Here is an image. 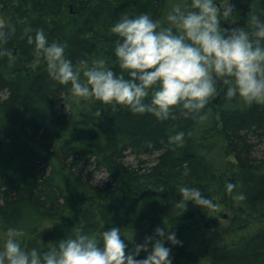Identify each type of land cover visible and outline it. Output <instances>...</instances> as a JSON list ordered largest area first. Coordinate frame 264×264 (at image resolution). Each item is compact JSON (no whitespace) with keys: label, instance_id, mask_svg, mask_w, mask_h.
I'll return each instance as SVG.
<instances>
[{"label":"trees","instance_id":"trees-1","mask_svg":"<svg viewBox=\"0 0 264 264\" xmlns=\"http://www.w3.org/2000/svg\"><path fill=\"white\" fill-rule=\"evenodd\" d=\"M172 2L0 0L4 47L16 56L11 65L0 59V230L21 228L31 247L103 222L134 235L125 240L133 249L166 225L181 242H165L172 264H264V106L226 100L222 85L205 119L178 109L156 121L91 99L77 102L27 43L39 29L50 43H64L73 62L103 60L119 73L111 24L125 13L162 18ZM233 5L222 26L251 15L264 20V0ZM177 131L185 133L183 145L168 146ZM100 174L108 178L98 185ZM180 185L200 188L215 207H175ZM219 218L227 225L210 223Z\"/></svg>","mask_w":264,"mask_h":264},{"label":"clouds","instance_id":"clouds-1","mask_svg":"<svg viewBox=\"0 0 264 264\" xmlns=\"http://www.w3.org/2000/svg\"><path fill=\"white\" fill-rule=\"evenodd\" d=\"M231 16V6L222 7L218 0H173L158 19L148 13L121 15L109 27L116 37L112 53L119 73L103 60L73 62L64 43H50L39 29L27 43L43 58L49 78L67 87L77 102L91 99L156 121L168 120L178 109L205 119L206 105L221 85L226 100L264 106V20L251 15L243 24L222 26ZM6 39L0 32V59L11 65L16 56L4 47ZM184 137L177 131L166 143L182 146ZM232 187L226 185L227 191ZM178 195L177 208L186 209L189 202L202 210L215 207L195 186L180 185ZM170 229L157 227L129 249L125 240L132 243L134 235L116 226L105 229L100 222L95 231L74 226L58 240L29 247L24 231L9 225L0 230V264H172L165 242H181Z\"/></svg>","mask_w":264,"mask_h":264},{"label":"rangeland","instance_id":"rangeland-1","mask_svg":"<svg viewBox=\"0 0 264 264\" xmlns=\"http://www.w3.org/2000/svg\"><path fill=\"white\" fill-rule=\"evenodd\" d=\"M234 2H235V0H225L226 7L227 6H231V8H234V5H233ZM212 100H215V99H212ZM62 107H63V103L60 102L58 104V108L61 109ZM67 110H68V108L65 107L64 112L66 113ZM128 159H129L130 162H133V158L129 157ZM107 178H108V176L106 174H100V175L97 176V178L95 179L94 183L100 185V184L104 183L107 180ZM220 213H224V212L219 210V212H216V215L220 216L219 215ZM218 223H219L220 227H222V226L227 225L228 222L224 221V219H222V218H219Z\"/></svg>","mask_w":264,"mask_h":264},{"label":"water","instance_id":"water-1","mask_svg":"<svg viewBox=\"0 0 264 264\" xmlns=\"http://www.w3.org/2000/svg\"><path fill=\"white\" fill-rule=\"evenodd\" d=\"M218 99H219V97H217V98L213 101V104H214V105H216V104L218 103ZM214 221L217 222L218 219H214V220H212V221H211V224H213ZM205 228L208 229V228H210V226H209L208 224H206V225H205Z\"/></svg>","mask_w":264,"mask_h":264},{"label":"bare ground","instance_id":"bare-ground-1","mask_svg":"<svg viewBox=\"0 0 264 264\" xmlns=\"http://www.w3.org/2000/svg\"><path fill=\"white\" fill-rule=\"evenodd\" d=\"M214 223H215V222H214ZM211 226H212V225H211ZM212 227H213V226H212ZM211 229H212V228H211ZM211 229H210V230H211ZM206 231H207V229H206Z\"/></svg>","mask_w":264,"mask_h":264}]
</instances>
